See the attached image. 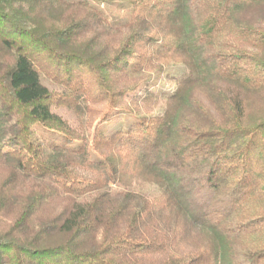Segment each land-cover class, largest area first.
I'll use <instances>...</instances> for the list:
<instances>
[{"label":"trees","instance_id":"1","mask_svg":"<svg viewBox=\"0 0 264 264\" xmlns=\"http://www.w3.org/2000/svg\"><path fill=\"white\" fill-rule=\"evenodd\" d=\"M0 264H264V0H0Z\"/></svg>","mask_w":264,"mask_h":264},{"label":"rangeland","instance_id":"2","mask_svg":"<svg viewBox=\"0 0 264 264\" xmlns=\"http://www.w3.org/2000/svg\"><path fill=\"white\" fill-rule=\"evenodd\" d=\"M103 7H104V4H103ZM107 8H108V13L110 17L116 22H123V20L127 16L126 11H124L122 7L116 4H113L112 6L107 7ZM185 72H186L185 66L169 65L164 73H160V74L150 73V75L153 77L152 79L153 84H152L151 90L157 95V98L152 101L148 100L144 102L142 98L136 99L135 100L136 102L130 105L132 111H134L137 114H139L140 111L142 113V111L144 110V107L146 108V105L151 104V105H148V107L151 106L149 108L152 109V114H156V115L161 114L164 111L165 106H166V101H165L166 97L170 93L174 92L176 89V82L174 79L181 77ZM43 82L48 87H50L51 91L54 92V94H58L63 91V87L60 84L55 83L48 77H43ZM131 99L132 98H130V100ZM97 108L99 109V111L101 110L103 111L104 109L102 105L98 106ZM138 108H140V110ZM56 110L64 118L68 119L70 123H72L73 125H77L76 127H79L80 120L82 119L86 120V118H83V116L82 118H80L78 113L72 110H69L67 108L56 109ZM100 115L102 114H98L97 118L95 119L96 120L95 122L99 121ZM134 119H135V116H132L130 114L121 115L115 118L113 121L106 123L103 126V129L106 133L110 134L118 129L127 128ZM39 131L43 132V130L41 129ZM92 132H93V129H88L87 134H90ZM134 189L150 197H153L159 193L158 187L151 183H137L135 184Z\"/></svg>","mask_w":264,"mask_h":264}]
</instances>
